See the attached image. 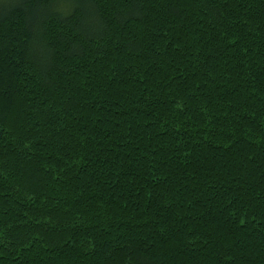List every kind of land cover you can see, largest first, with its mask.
I'll use <instances>...</instances> for the list:
<instances>
[{
  "label": "trees",
  "instance_id": "trees-1",
  "mask_svg": "<svg viewBox=\"0 0 264 264\" xmlns=\"http://www.w3.org/2000/svg\"><path fill=\"white\" fill-rule=\"evenodd\" d=\"M0 264H264V0H0Z\"/></svg>",
  "mask_w": 264,
  "mask_h": 264
}]
</instances>
